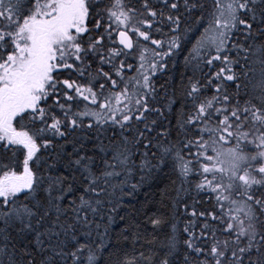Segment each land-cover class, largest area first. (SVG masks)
<instances>
[{
  "label": "snow or ice",
  "instance_id": "1",
  "mask_svg": "<svg viewBox=\"0 0 264 264\" xmlns=\"http://www.w3.org/2000/svg\"><path fill=\"white\" fill-rule=\"evenodd\" d=\"M0 264H264V0H0Z\"/></svg>",
  "mask_w": 264,
  "mask_h": 264
},
{
  "label": "trees",
  "instance_id": "2",
  "mask_svg": "<svg viewBox=\"0 0 264 264\" xmlns=\"http://www.w3.org/2000/svg\"><path fill=\"white\" fill-rule=\"evenodd\" d=\"M178 63L180 64L182 68V59L177 58ZM178 107V105H174V108ZM247 155V154H245ZM227 157L224 158L223 162H225ZM243 163H247V160H245ZM258 166V164H257ZM225 168L228 167V163L224 166ZM22 171V168H21ZM156 193L152 189L145 188L143 189L140 193L137 194L135 198L129 199L128 203L125 204V208L129 211L132 212L136 207H138L140 204H142L146 199H151ZM204 207H207V203L203 205Z\"/></svg>",
  "mask_w": 264,
  "mask_h": 264
},
{
  "label": "rangeland",
  "instance_id": "3",
  "mask_svg": "<svg viewBox=\"0 0 264 264\" xmlns=\"http://www.w3.org/2000/svg\"><path fill=\"white\" fill-rule=\"evenodd\" d=\"M223 163H224V166L227 164V158H226L225 162H223Z\"/></svg>",
  "mask_w": 264,
  "mask_h": 264
}]
</instances>
